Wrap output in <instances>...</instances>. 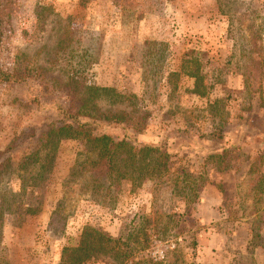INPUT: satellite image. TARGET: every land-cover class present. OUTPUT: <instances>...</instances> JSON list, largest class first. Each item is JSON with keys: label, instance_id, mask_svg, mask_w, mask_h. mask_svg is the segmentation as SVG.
I'll list each match as a JSON object with an SVG mask.
<instances>
[{"label": "rangeland", "instance_id": "obj_1", "mask_svg": "<svg viewBox=\"0 0 264 264\" xmlns=\"http://www.w3.org/2000/svg\"><path fill=\"white\" fill-rule=\"evenodd\" d=\"M0 18V65L12 68L23 53L42 70L27 83L0 82V162L10 160L0 177V264H58L84 226L117 239L150 214L184 215L185 223L169 224L165 239L152 223L149 247L135 258L261 263L264 193L253 189L246 161L264 157V72L252 62L254 39L264 55V0H0ZM190 58L200 62L204 97L191 93L192 80H167ZM65 74L136 94L147 128L100 130L175 155L174 168L196 185L203 180L197 203L187 206L169 186L149 181L133 192L126 183L105 190L83 164L90 153L82 142L44 149L42 135L61 120L59 107L75 106L60 85ZM229 146L237 149L224 159H207Z\"/></svg>", "mask_w": 264, "mask_h": 264}, {"label": "trees", "instance_id": "obj_2", "mask_svg": "<svg viewBox=\"0 0 264 264\" xmlns=\"http://www.w3.org/2000/svg\"><path fill=\"white\" fill-rule=\"evenodd\" d=\"M79 2L81 6H84L88 0H79ZM2 38V20L0 18V45ZM252 47L253 53H257L258 57L252 62L261 72L260 75H263L264 55L262 50L257 49L256 39L252 42ZM148 50L149 47L146 48V51ZM190 59L182 62L179 71L170 72L167 80L171 82L172 78L180 77L192 80L191 93L204 97L207 94V87L204 84V77L200 73V62L196 58ZM41 73L42 70L37 68L31 59L20 53L15 56L12 68L5 69L0 65V82L23 84L33 81V78L42 77ZM60 85L66 89L67 95L74 98L76 102L75 106L59 107L61 120L51 123L44 132L45 135L41 134L46 140L44 149L48 146H56L64 140L82 142L90 153L83 164H87L88 172L102 177L103 184L106 185L105 190L112 191L114 188L121 190L122 185L126 183L130 187V192H133L149 181L157 187L169 186L172 193L182 197L187 206L197 203L200 196L199 189L204 184L203 180H200L199 185H196V181L184 169L174 168L173 158L175 155L159 146L131 143L128 137L115 139L100 130L102 125L121 127L130 123L137 134L143 132L147 128L148 113L136 108L138 105L136 94L123 93L115 87L87 84L74 74H65ZM124 105L126 107L121 108ZM128 107L130 110L126 111L125 109ZM234 149L237 147L223 148L221 154H209L207 159H224L228 152ZM257 153L246 161V174L249 177L254 175L253 189L258 193H264V171L262 170L264 157L260 155L262 153ZM9 161L0 162V177ZM103 184L98 186L93 184V189L97 190L103 187ZM39 208H28L25 212L35 214ZM0 213H2L1 209ZM183 217L184 215L173 214H162L158 216V219H152L151 214L139 216L136 227L117 239L112 238L104 231L86 225L77 237L68 239L61 249L58 264H90L92 261L102 258L109 260V264H178L179 257L166 260V262H153L152 259L145 256L135 257L139 252L141 253L149 247L150 238L147 235V230L152 223L159 226V237L165 239L169 224L177 228L180 223H185V220H182ZM192 245L195 246V243ZM169 254L177 256L178 248Z\"/></svg>", "mask_w": 264, "mask_h": 264}, {"label": "crops", "instance_id": "obj_3", "mask_svg": "<svg viewBox=\"0 0 264 264\" xmlns=\"http://www.w3.org/2000/svg\"><path fill=\"white\" fill-rule=\"evenodd\" d=\"M208 204H209L212 208H213V207H216V209H218V206L220 205V202L218 201V202L214 203L213 201H211V202L208 203ZM216 209H215V210H216ZM262 231H263V232H261V233H262V236H261V237H262V240L264 241V229H262ZM260 252H261V251H260ZM260 252H259V253H260ZM259 255H260V258H259L260 260H259V261H261V263H259L258 261H256V263H257V264H264V254H263V252H262L261 254H259Z\"/></svg>", "mask_w": 264, "mask_h": 264}]
</instances>
